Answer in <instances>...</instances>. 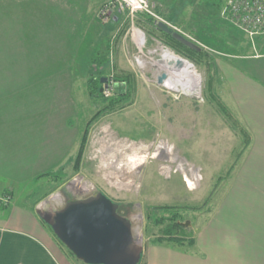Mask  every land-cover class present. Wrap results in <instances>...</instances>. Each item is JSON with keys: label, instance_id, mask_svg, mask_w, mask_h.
<instances>
[{"label": "rangeland", "instance_id": "374dc122", "mask_svg": "<svg viewBox=\"0 0 264 264\" xmlns=\"http://www.w3.org/2000/svg\"><path fill=\"white\" fill-rule=\"evenodd\" d=\"M112 1L0 0L2 75L11 72L6 64L49 67L44 72L62 81L61 95L66 97L60 104L65 105L68 127H74L72 137L78 131L82 141L89 128L81 157L77 159L80 142L66 163L49 175V186L37 191L43 201L36 211L46 199L54 208L103 191L132 219L134 233L144 245L193 238L226 193L236 189L235 177L247 155L234 133L237 129L240 135L241 119L235 117L224 65L246 51L264 52V36L249 37L224 18V1L219 6L215 0H151L158 16L202 48L201 55L192 57L168 45L163 32L147 22L139 24L127 8ZM107 4L109 17L102 14ZM134 28L145 32L143 49L134 41ZM162 47L194 64L184 91L167 87L166 80L159 82L166 71L160 67ZM102 54L107 58L101 66L106 72L104 88L109 84L114 89L109 97L97 98L90 94L88 80L95 73L92 59ZM18 71L28 77L29 70ZM122 75L132 79L129 102L107 110L105 99L114 97L120 87L127 88L116 79ZM6 193L11 203L12 193L0 192ZM56 195L60 197L53 199ZM175 211L180 213L175 221L180 227L169 218ZM162 217L167 218L158 220ZM171 224L178 238L165 233Z\"/></svg>", "mask_w": 264, "mask_h": 264}, {"label": "crops", "instance_id": "0c3cea01", "mask_svg": "<svg viewBox=\"0 0 264 264\" xmlns=\"http://www.w3.org/2000/svg\"><path fill=\"white\" fill-rule=\"evenodd\" d=\"M6 66L10 74L0 72V192H11L12 202L0 208V264H86L66 253L36 211L37 191L81 142L60 104L62 81L44 72L49 67ZM224 67L241 119L240 135L234 133L247 150L236 189L193 238L146 243L139 264H264V52L234 55ZM18 70H29L28 77Z\"/></svg>", "mask_w": 264, "mask_h": 264}, {"label": "water", "instance_id": "95a60500", "mask_svg": "<svg viewBox=\"0 0 264 264\" xmlns=\"http://www.w3.org/2000/svg\"><path fill=\"white\" fill-rule=\"evenodd\" d=\"M158 26L175 39L201 51L202 48L164 22ZM183 61V59H180ZM168 74L163 71L159 82ZM106 79H104L105 81ZM38 215L51 226L56 236L86 264H139L144 244L135 233L132 219L119 211L120 204L105 192L71 199L61 207L51 208L46 199Z\"/></svg>", "mask_w": 264, "mask_h": 264}, {"label": "built area", "instance_id": "2783aa9c", "mask_svg": "<svg viewBox=\"0 0 264 264\" xmlns=\"http://www.w3.org/2000/svg\"><path fill=\"white\" fill-rule=\"evenodd\" d=\"M115 1H118L122 7L127 8L128 11H130L129 15L135 19L138 17L139 13H145L148 16L153 17L155 25H158L159 22H164L173 30L184 34L180 28L158 16L154 10L155 4L151 0ZM110 9L111 7L107 4L102 14L109 17L108 12H110ZM222 13L224 18L229 20V22L238 27L242 32L246 33L249 37H255L258 35L264 36V0H224ZM132 36L138 48L143 49L146 43L145 32L140 28H134ZM192 39L194 38L192 37ZM137 61L139 64H142L141 54L137 56ZM113 89V85H105L104 95L109 97L113 94ZM10 200L11 196L8 193L0 194V208L8 206Z\"/></svg>", "mask_w": 264, "mask_h": 264}, {"label": "trees", "instance_id": "16d2710c", "mask_svg": "<svg viewBox=\"0 0 264 264\" xmlns=\"http://www.w3.org/2000/svg\"><path fill=\"white\" fill-rule=\"evenodd\" d=\"M223 1L224 0H215L213 2V4H217V5L221 6L223 4ZM118 18H119L118 15H115L113 17L114 21H116ZM137 21L141 25H142V22L143 23L147 22V23L153 25L154 29H158L159 31L163 32L165 34V39H166L168 45L172 46L173 48H175L179 52L184 51L189 56H192L194 54L201 55V52H203V51H199V50H196V49H191L190 47L184 45L183 43H181L180 41L175 39L170 33H167L166 31L162 30L158 25H155L153 17H150V16H148L145 13H139L138 17H137ZM106 61H107V58H106V55H104V54H102L99 57H94V59H92V65H95L94 66L95 73L88 80V88L90 89V94L93 95L94 97H97V98L98 97H104V94H103V91H104V79H105L104 75H105L106 72H105L104 69H101V66ZM116 79L118 80V82L120 83L121 86L127 85V88L120 87V92H118L114 97H110V98H106L105 99V101H106L105 109H107V110H110V109L111 110L121 109L122 107H124L127 104V102H129V99H130L131 90H132V87H131L132 79L130 77H124L123 75L122 76H118ZM88 130H89V128L86 127V129L84 131V135L82 137L81 148H80V152H79V155H78L77 159H79L81 157L82 151H83V149L85 147V142L87 140ZM52 173L53 172H50L49 175H51ZM157 208H159V207H157ZM162 209H164L166 211H171L170 207H163ZM179 214L180 213L175 211L174 214L171 217H169V218H171V220L174 221L173 225L177 224L176 227H180L181 226L177 222H175V221H177L178 217L180 216ZM166 218L167 217H162V218H159V219L157 218V219L160 220V221H163ZM47 225L51 228V226L49 224H47ZM173 225L172 224L168 225L166 227V229H165V233H167L169 235L168 237L178 238L177 235L174 234L175 233V230H174L175 226H173ZM163 240H158V241H163ZM176 242L182 243V241H180V240L179 241L176 240ZM70 252L73 255H75L71 250H70Z\"/></svg>", "mask_w": 264, "mask_h": 264}, {"label": "bare ground", "instance_id": "6f19581e", "mask_svg": "<svg viewBox=\"0 0 264 264\" xmlns=\"http://www.w3.org/2000/svg\"><path fill=\"white\" fill-rule=\"evenodd\" d=\"M160 67L168 72L165 85L176 91H184L187 87L186 77L195 66L169 48L162 47ZM59 197L57 195L56 198Z\"/></svg>", "mask_w": 264, "mask_h": 264}, {"label": "flooded vegetation", "instance_id": "af4514ba", "mask_svg": "<svg viewBox=\"0 0 264 264\" xmlns=\"http://www.w3.org/2000/svg\"><path fill=\"white\" fill-rule=\"evenodd\" d=\"M82 190V189H81ZM66 192V191H65ZM94 193H92V195H93ZM90 196V195H89ZM67 197H68V195H67ZM64 198V197H63ZM66 199V196H65V198H64V200ZM68 199V198H67ZM119 211L124 215V212H123V210L121 209V206L119 207Z\"/></svg>", "mask_w": 264, "mask_h": 264}]
</instances>
